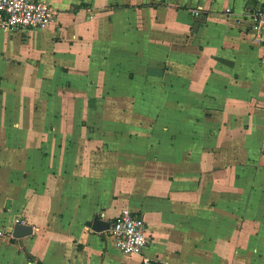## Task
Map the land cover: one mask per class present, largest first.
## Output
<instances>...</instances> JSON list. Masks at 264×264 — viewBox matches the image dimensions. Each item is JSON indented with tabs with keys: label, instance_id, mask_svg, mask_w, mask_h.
<instances>
[{
	"label": "crops",
	"instance_id": "0c3cea01",
	"mask_svg": "<svg viewBox=\"0 0 264 264\" xmlns=\"http://www.w3.org/2000/svg\"><path fill=\"white\" fill-rule=\"evenodd\" d=\"M45 1L0 31V264H142L126 207L155 264H264V0Z\"/></svg>",
	"mask_w": 264,
	"mask_h": 264
},
{
	"label": "built area",
	"instance_id": "2783aa9c",
	"mask_svg": "<svg viewBox=\"0 0 264 264\" xmlns=\"http://www.w3.org/2000/svg\"><path fill=\"white\" fill-rule=\"evenodd\" d=\"M192 12L199 14V9H192ZM248 16L256 29L264 30V6L249 11ZM55 19V9L45 0H0V31L46 28ZM108 231L115 236L123 253L140 255L142 264H155L154 259L144 253L151 238L141 213L129 207L122 209Z\"/></svg>",
	"mask_w": 264,
	"mask_h": 264
},
{
	"label": "water",
	"instance_id": "95a60500",
	"mask_svg": "<svg viewBox=\"0 0 264 264\" xmlns=\"http://www.w3.org/2000/svg\"><path fill=\"white\" fill-rule=\"evenodd\" d=\"M92 227L96 231L107 230L110 227V222L102 219L100 216H95L93 223H92ZM32 231H33V227L31 225L24 224V223H17L14 227L13 234L17 238H22L24 236L31 234Z\"/></svg>",
	"mask_w": 264,
	"mask_h": 264
},
{
	"label": "rangeland",
	"instance_id": "374dc122",
	"mask_svg": "<svg viewBox=\"0 0 264 264\" xmlns=\"http://www.w3.org/2000/svg\"><path fill=\"white\" fill-rule=\"evenodd\" d=\"M263 259H264V257H263Z\"/></svg>",
	"mask_w": 264,
	"mask_h": 264
}]
</instances>
